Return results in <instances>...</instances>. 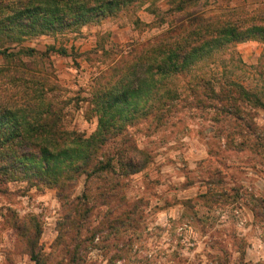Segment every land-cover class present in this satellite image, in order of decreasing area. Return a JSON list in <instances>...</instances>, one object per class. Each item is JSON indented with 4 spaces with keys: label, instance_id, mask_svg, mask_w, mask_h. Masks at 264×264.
I'll return each instance as SVG.
<instances>
[{
    "label": "clouds",
    "instance_id": "1",
    "mask_svg": "<svg viewBox=\"0 0 264 264\" xmlns=\"http://www.w3.org/2000/svg\"><path fill=\"white\" fill-rule=\"evenodd\" d=\"M0 264H264V0H0Z\"/></svg>",
    "mask_w": 264,
    "mask_h": 264
}]
</instances>
